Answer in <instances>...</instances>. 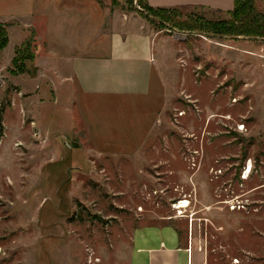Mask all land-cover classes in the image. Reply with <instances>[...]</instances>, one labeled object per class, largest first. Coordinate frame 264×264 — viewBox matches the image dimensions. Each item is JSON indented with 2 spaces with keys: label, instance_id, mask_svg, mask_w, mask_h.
Wrapping results in <instances>:
<instances>
[{
  "label": "rangeland",
  "instance_id": "374dc122",
  "mask_svg": "<svg viewBox=\"0 0 264 264\" xmlns=\"http://www.w3.org/2000/svg\"><path fill=\"white\" fill-rule=\"evenodd\" d=\"M112 7L170 41L169 95L83 98L86 123L33 78L36 32L0 14V264H130L138 222L196 213L217 264H264V42L214 34L228 12L184 7L164 25L138 0Z\"/></svg>",
  "mask_w": 264,
  "mask_h": 264
},
{
  "label": "crops",
  "instance_id": "0c3cea01",
  "mask_svg": "<svg viewBox=\"0 0 264 264\" xmlns=\"http://www.w3.org/2000/svg\"><path fill=\"white\" fill-rule=\"evenodd\" d=\"M145 1L155 8L222 13L235 7V0ZM112 5L113 0H0L1 15L22 20L24 31L36 32L38 73L33 78L47 88L52 86L55 102L60 101L63 89L68 90L70 102L78 103L82 116L79 103L83 98L135 102L154 97L159 105L169 95L162 60L170 53V41L140 16H130ZM174 51L177 60L176 47ZM183 79L180 84L186 82ZM82 121L87 119L83 116ZM157 122L163 124L164 117L159 116ZM144 216L138 220L149 219ZM159 219L163 221L160 225L138 222L134 228L130 264H217L213 257L222 249L209 248L203 230L194 235L195 227L196 231L201 228L196 224L201 220L197 213Z\"/></svg>",
  "mask_w": 264,
  "mask_h": 264
},
{
  "label": "trees",
  "instance_id": "16d2710c",
  "mask_svg": "<svg viewBox=\"0 0 264 264\" xmlns=\"http://www.w3.org/2000/svg\"><path fill=\"white\" fill-rule=\"evenodd\" d=\"M143 8L142 14L149 17L151 20L158 21L167 25L166 22L172 21L173 13L177 9L155 8L149 5L145 0H138ZM263 0H235V7L229 11V18L219 23L208 22L213 33L221 37L233 39H248L257 42H264V10L262 5ZM117 0H113L116 5ZM198 28V26H194ZM9 44V35L3 29L0 34V49L5 48ZM25 58V57H24ZM27 59H35V55L26 57ZM25 58V59H26ZM19 57L14 58V66L18 72H28L25 65L19 69Z\"/></svg>",
  "mask_w": 264,
  "mask_h": 264
},
{
  "label": "bare ground",
  "instance_id": "6f19581e",
  "mask_svg": "<svg viewBox=\"0 0 264 264\" xmlns=\"http://www.w3.org/2000/svg\"><path fill=\"white\" fill-rule=\"evenodd\" d=\"M250 169H251V167H250ZM190 205H191V202H190L189 199H183L180 202H177L176 205H175V207L178 208V209H180V210H183V209L187 208Z\"/></svg>",
  "mask_w": 264,
  "mask_h": 264
},
{
  "label": "built area",
  "instance_id": "2783aa9c",
  "mask_svg": "<svg viewBox=\"0 0 264 264\" xmlns=\"http://www.w3.org/2000/svg\"><path fill=\"white\" fill-rule=\"evenodd\" d=\"M250 169V166H248L247 168H246V171H248Z\"/></svg>",
  "mask_w": 264,
  "mask_h": 264
}]
</instances>
